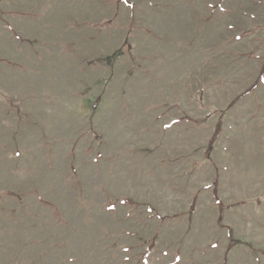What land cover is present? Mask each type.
<instances>
[{
    "label": "rangeland",
    "instance_id": "rangeland-1",
    "mask_svg": "<svg viewBox=\"0 0 264 264\" xmlns=\"http://www.w3.org/2000/svg\"><path fill=\"white\" fill-rule=\"evenodd\" d=\"M264 0H0V264H264Z\"/></svg>",
    "mask_w": 264,
    "mask_h": 264
},
{
    "label": "trees",
    "instance_id": "trees-1",
    "mask_svg": "<svg viewBox=\"0 0 264 264\" xmlns=\"http://www.w3.org/2000/svg\"><path fill=\"white\" fill-rule=\"evenodd\" d=\"M259 76H260L259 78H260L262 81H264V69L261 71V73H260Z\"/></svg>",
    "mask_w": 264,
    "mask_h": 264
}]
</instances>
